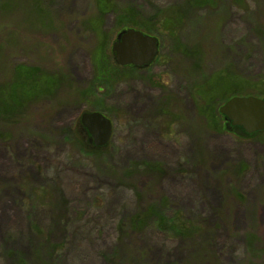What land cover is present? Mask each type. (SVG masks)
Listing matches in <instances>:
<instances>
[{
    "label": "rangeland",
    "instance_id": "374dc122",
    "mask_svg": "<svg viewBox=\"0 0 264 264\" xmlns=\"http://www.w3.org/2000/svg\"><path fill=\"white\" fill-rule=\"evenodd\" d=\"M7 1L0 0V80L24 64L66 79L51 99L31 101L24 118L0 122L7 131L0 137V264H245L250 232L264 249V134L218 129L200 115L193 92L204 74L220 72L250 92L264 88V0L189 10L182 50L162 35L150 67L121 70L123 79L102 94L115 127L97 155L82 152L71 132L100 97L83 91L95 77V56L115 59L118 15L98 19L96 0H39V7L37 0ZM112 1L136 8L138 17L184 2ZM43 7L48 27L38 20ZM104 34L110 40L99 46ZM136 162L160 166L122 174ZM151 204L168 214L183 210L201 230L174 237L153 218L137 230L120 229Z\"/></svg>",
    "mask_w": 264,
    "mask_h": 264
},
{
    "label": "trees",
    "instance_id": "16d2710c",
    "mask_svg": "<svg viewBox=\"0 0 264 264\" xmlns=\"http://www.w3.org/2000/svg\"><path fill=\"white\" fill-rule=\"evenodd\" d=\"M38 7L41 4L39 0H37ZM98 4V19L104 18L108 13L115 12L118 15L117 26L119 29H124L125 27H134L137 29H141L146 33L157 34L161 40L162 35L170 37L174 40L175 44L180 47L182 45L180 41L179 32L184 29V26L187 24L186 22L189 19V10L193 11L203 6H212L217 4L219 0H184V2L179 4H174L169 7H162L156 12V15H151L148 17H138V14L134 12L136 8L132 6L119 7L112 0H96ZM235 3L240 4L246 3V0H235ZM17 3V0H9L7 4L10 6L12 4ZM34 3V1H33ZM36 3H34V7ZM43 6V5H42ZM37 9L40 13L38 20L40 23L46 25L45 20L42 18L45 13V7ZM96 20V19H95ZM92 23V31H95L98 34V28ZM48 27V25H46ZM118 29V30H119ZM99 46L103 43V41L107 44L106 41L110 40L108 34L97 35ZM99 36H101V41L99 40ZM98 46V47H99ZM183 51L185 53H194L196 50L186 49L183 47ZM162 49V46H161ZM181 49V47H180ZM182 50V49H181ZM197 52V51H196ZM195 54V53H194ZM159 57V56H158ZM157 57V58H158ZM156 58V59H157ZM198 59V58H196ZM97 61L95 77L92 81V84L89 89L83 91V95L92 96L97 100L92 106L93 110H101L108 114L103 103H102V94H109L111 90H113L115 84L123 79L119 74L126 68H133L137 70L134 66H122L116 62V60L111 56L110 58L104 56L102 53H98L97 57L95 56V63ZM194 69L198 71L201 70V62L198 61L194 64ZM228 69H225V73L229 74V66ZM224 73V74H225ZM220 73L214 75H203V78L193 85L194 95L199 94L200 102V115H206L207 120L210 123L217 126V128H223L225 131L233 130L236 128H242L240 126H228V120L226 117L220 113L219 107L231 98L234 95H256L264 97V88L258 87L257 92H250V88L248 89L247 85H243L241 83L235 82L233 85L230 83V77H220ZM47 76H51L52 83H48ZM64 78L62 76V72L59 74H52L43 68L35 67L32 65H21L19 67H15L12 70L10 77L6 81L0 80V122H13L17 119H22L26 116V108L27 105L31 101L39 100L41 98H49L54 97L60 87L65 83ZM237 85V86H236ZM215 88V89H214ZM209 89V90H208ZM222 90V92H218L215 90ZM197 97V96H196ZM101 101V102H100ZM164 110H169L165 107ZM162 109V110H163ZM167 112V113H168ZM110 115V114H108ZM223 121V124H222ZM169 124V123H168ZM227 125V126H226ZM169 127V125H168ZM74 129V128H73ZM243 129V128H242ZM2 132L5 135L7 131L0 130V137H2ZM71 132V131H70ZM71 139L75 142L78 147L81 148V151L86 155H94V153L100 154L99 152L101 148H90L85 144L84 139L79 131L73 130ZM236 133V132H234ZM239 134V133H236ZM263 131H257L252 133L251 135H247L248 137L253 135H263ZM70 136V135H69ZM68 136V137H69ZM242 136V135H241ZM254 137V136H253ZM160 165L157 162H144V163H134L127 170L122 172L123 175H130L132 173L139 172V169H146L154 171L158 169ZM242 169V165L239 167ZM165 206L161 209L158 206L151 204L148 206H141L135 214H132L127 217L125 221H121L119 227L121 230L131 231L142 228L149 219L153 218L156 223V227L159 230L164 231L170 236L174 237H184V238H192L197 235V233L201 230L199 222L194 220L193 218H188L183 210H177L174 213H167L164 209ZM159 208V209H158ZM258 239L257 234L250 232L247 235V251L248 256L245 260V264H264L261 258L264 257V249L259 248L255 245L256 240ZM63 245V244H62ZM55 247H59L55 245Z\"/></svg>",
    "mask_w": 264,
    "mask_h": 264
},
{
    "label": "water",
    "instance_id": "95a60500",
    "mask_svg": "<svg viewBox=\"0 0 264 264\" xmlns=\"http://www.w3.org/2000/svg\"><path fill=\"white\" fill-rule=\"evenodd\" d=\"M159 49L157 35L134 27L121 30L112 44L115 60L120 65L147 66L155 60ZM219 111L232 125L242 127L247 133L264 130V97L234 95L219 107ZM80 121L97 147L109 144L113 122L106 114L99 110H86L82 112Z\"/></svg>",
    "mask_w": 264,
    "mask_h": 264
},
{
    "label": "flooded vegetation",
    "instance_id": "af4514ba",
    "mask_svg": "<svg viewBox=\"0 0 264 264\" xmlns=\"http://www.w3.org/2000/svg\"><path fill=\"white\" fill-rule=\"evenodd\" d=\"M143 31V30H142ZM146 33V32H145ZM153 35H157V34H153ZM158 36V35H157ZM159 37V36H158ZM159 40H160V49H159V53H158V55L160 54V52H161V46H162V40H161V38L159 37ZM158 55H157V57H158ZM156 57V58H157ZM156 58H155V60H156ZM154 60V61H155ZM153 61V62H154ZM153 62L151 63V64H149V65H147V66H138V65H133V64H130V65H122V66H134V67H136L137 68V70H145L146 68H148V67H150L152 64H153ZM86 111V110H85ZM89 111H93V109H90ZM99 111H101V110H99ZM84 112V111H83ZM103 112V111H102ZM104 114H106L111 120H112V122H113V133H114V127H115V125H114V121H113V119H112V117L110 116V115H108L107 113H105V112H103ZM82 114V113H81ZM81 117V116H80ZM78 125H79V132L80 133H82L81 135H82V137H84L85 138V144L88 146V147H90V148H101V147H97L96 145H95V143L94 142H92L91 140H90V138H91V134H90V132L88 131V129L85 127V126H83V124L81 123V121L79 120L78 121ZM84 135H86L87 137H88V139L84 136ZM112 136H113V134H112ZM112 138V137H111ZM111 141V140H110ZM107 146V145H106ZM106 146H103V147H106Z\"/></svg>",
    "mask_w": 264,
    "mask_h": 264
}]
</instances>
